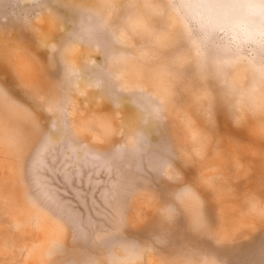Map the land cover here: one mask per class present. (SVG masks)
<instances>
[{"label":"rangeland","instance_id":"rangeland-1","mask_svg":"<svg viewBox=\"0 0 264 264\" xmlns=\"http://www.w3.org/2000/svg\"><path fill=\"white\" fill-rule=\"evenodd\" d=\"M0 264H264V0H0Z\"/></svg>","mask_w":264,"mask_h":264},{"label":"clouds","instance_id":"clouds-1","mask_svg":"<svg viewBox=\"0 0 264 264\" xmlns=\"http://www.w3.org/2000/svg\"><path fill=\"white\" fill-rule=\"evenodd\" d=\"M197 8H204V9H208V8H215V7H228L226 5H196ZM241 7V6H238ZM201 28H211L214 31H216L218 34H220L221 36H232L233 38L235 37V35L227 28L218 25V24H207V25H201Z\"/></svg>","mask_w":264,"mask_h":264}]
</instances>
